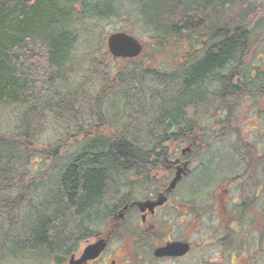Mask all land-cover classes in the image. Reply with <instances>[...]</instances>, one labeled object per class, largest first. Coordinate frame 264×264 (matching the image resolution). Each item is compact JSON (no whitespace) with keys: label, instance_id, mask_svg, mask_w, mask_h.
<instances>
[{"label":"trees","instance_id":"16d2710c","mask_svg":"<svg viewBox=\"0 0 264 264\" xmlns=\"http://www.w3.org/2000/svg\"><path fill=\"white\" fill-rule=\"evenodd\" d=\"M116 1L108 0L104 6L96 3L92 14L101 18L117 14ZM131 1L140 4L151 47L167 46L176 56L183 51L186 69L178 68V59L169 68L150 60L143 64L142 57L122 64L117 85L108 76L112 83L102 90H117L114 97L124 99L115 108L134 106L125 123L115 120L126 125L127 138L118 132L117 142L105 137L90 139L68 167L56 155L57 146H51L52 155L45 152L33 165L35 153L24 139L33 138L27 132L33 121L29 115L38 117L47 102L63 104L75 95L60 84L73 76L67 67L80 38V13L70 0H0V105L26 108V133L0 135V258L5 261H65L89 230L84 222L93 225L103 220L97 213L103 210L105 181L113 176L123 178L117 174L147 163L151 158L148 145L168 140L167 128L184 123V102L197 101L205 83L224 82L227 64L236 63L253 30L264 28V18L253 21L245 16L251 7L244 10L240 21L231 15L239 2L250 1L248 5L254 6L256 0ZM258 1L264 5V0ZM212 40L216 45L194 60L193 45ZM107 58L108 52L103 59ZM138 121L144 126L132 131L130 123ZM31 170H38L40 176L29 179Z\"/></svg>","mask_w":264,"mask_h":264},{"label":"flooded vegetation","instance_id":"af4514ba","mask_svg":"<svg viewBox=\"0 0 264 264\" xmlns=\"http://www.w3.org/2000/svg\"><path fill=\"white\" fill-rule=\"evenodd\" d=\"M216 43L194 44L193 59ZM246 46L236 63L227 64L224 82L205 83L197 101L184 102V123L167 128L168 140L148 145L147 163L137 169L125 165L117 174L123 178L105 181L104 206L97 213L103 220L84 222L89 230L65 261L53 264H186L187 258V264H206L201 256L209 254L210 264H219L218 256L222 264H238L264 257V28L253 30ZM184 58L181 51V71ZM113 79L117 85L118 73ZM123 100L55 103L60 161L69 167L90 139L117 142V132L127 138L126 125L115 122L125 123L127 116L115 115V107L113 115L109 111L110 103ZM62 109L66 113L60 115ZM66 114L70 118L63 119ZM138 123H130L132 131ZM101 241L102 252L83 259L85 248Z\"/></svg>","mask_w":264,"mask_h":264},{"label":"rangeland","instance_id":"374dc122","mask_svg":"<svg viewBox=\"0 0 264 264\" xmlns=\"http://www.w3.org/2000/svg\"><path fill=\"white\" fill-rule=\"evenodd\" d=\"M74 2V6H76L77 11L80 13L78 17H80V22H78V35L80 36L77 45H75L73 52V60L68 64L69 69H71L73 75L69 81H65V83H61L60 86L64 87V91L74 92L75 95L69 97L68 99H72L70 101H89L90 99H95L96 97L102 96L103 98H109L110 100L114 97V93L117 91L111 90V92H107L103 87L111 85L113 82V75L121 71L122 64L132 62L133 60H126L124 62L117 64L115 63V59L113 56L109 54V58L103 59L104 54L108 52L107 39L109 35L113 32L126 31L128 33H132L144 44V51L141 54L143 57L141 61L143 64L145 61L150 60L152 62L161 63V65L167 66L168 68L174 66V62L178 59L174 50L168 51V47L161 49L159 46L151 47V39L149 37L150 32L147 31V25L144 24L141 17V9L140 4L138 2H133L129 0H117L114 2V8L118 11L117 14H112L108 17H98L92 14V7L96 5L104 6L108 0H70ZM259 1L256 0V5L249 6L251 4L250 1H245L244 3L239 2L236 4L232 16H236L238 21H240L241 15L244 13L245 9L251 7V10H248L247 16L248 19H253V21H257L258 18H264V5H260ZM85 4V8L82 7V4ZM89 4V7L87 6ZM247 4V5H246ZM252 8H257V10H252ZM251 11H253L251 13ZM92 14V15H91ZM224 21V20H223ZM245 21V20H244ZM188 43L190 41H187ZM185 43V44H188ZM262 43V42H261ZM261 43L258 45L263 47ZM167 45H175V44H167ZM263 51V50H262ZM253 53V52H252ZM102 60L104 64H102ZM163 61V62H162ZM102 75V78L100 77ZM112 79V82H109L107 77ZM103 79V80H102ZM77 92V93H76ZM150 96V94H149ZM120 103V102H119ZM55 104H49L48 102L44 104L43 112H40L38 117L34 115H29V119H33L31 129L28 130V134L33 136L32 139H24L25 145L30 148V151L35 155L32 159L34 162L33 165H37L39 160L44 158L42 154L45 152L51 154L53 152L51 146H57L56 140L60 136V121L59 117L56 115L59 111L54 106ZM111 103L109 104V111L111 115L112 108ZM124 106L123 113L127 116V112H131V108L134 106L122 105L119 108ZM118 107H116V110ZM26 112V108L24 106H19L17 104H9L7 106L0 105V135L10 136H19L22 133H26L25 128V120L24 117ZM65 114L66 111L64 109L61 110L60 115ZM118 115V113H117ZM66 114L63 116V119L70 118V116ZM57 117V118H56ZM114 118V116H113ZM63 123V122H62ZM65 124V123H64ZM61 133V136L65 133L66 125ZM111 125H117L112 122ZM129 125V124H128ZM147 125V124H146ZM145 125V126H146ZM138 127H143L144 123L140 122L137 125ZM130 128H132L129 125ZM108 130L116 131L120 128L111 127L109 125ZM118 133V132H117ZM116 133V134H117ZM23 135V134H22ZM56 148V147H54ZM48 154V155H49ZM35 160V161H34ZM41 162V161H40ZM42 163V162H41ZM31 178L35 179L40 176V172L38 170H31L29 172ZM28 179V180H29ZM48 185V184H47ZM218 256V254H217ZM216 256V257H217ZM203 263L210 264L212 258L209 254L208 257L202 255ZM219 264H222L221 258L217 257ZM191 259L187 258V263H190ZM258 263V260L256 261ZM255 261L249 262L246 258L242 259L238 262V264H256ZM186 263V264H187ZM224 263V262H223ZM0 264H19V262L13 263L12 260L5 261V259L0 258ZM20 264H29L28 262H22ZM227 264V263H224ZM259 264H264V257L261 258Z\"/></svg>","mask_w":264,"mask_h":264},{"label":"water","instance_id":"95a60500","mask_svg":"<svg viewBox=\"0 0 264 264\" xmlns=\"http://www.w3.org/2000/svg\"><path fill=\"white\" fill-rule=\"evenodd\" d=\"M107 45L110 53L117 58L138 57L143 51V44L133 34L125 31L113 32L107 39ZM177 176L173 183L179 180ZM105 248L103 241L95 243L85 248L83 259H93L98 256Z\"/></svg>","mask_w":264,"mask_h":264}]
</instances>
